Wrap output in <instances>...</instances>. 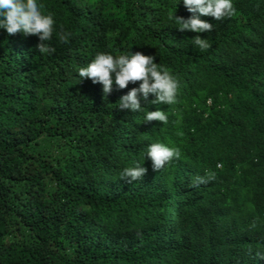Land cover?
<instances>
[{
  "label": "trees",
  "instance_id": "trees-1",
  "mask_svg": "<svg viewBox=\"0 0 264 264\" xmlns=\"http://www.w3.org/2000/svg\"><path fill=\"white\" fill-rule=\"evenodd\" d=\"M176 2L38 0L71 33H54L50 54L0 30V264H264V0L201 17L213 25L201 34L177 29L174 8L191 14ZM129 48L177 78L175 105L150 94L132 113L117 102L140 82L106 99L79 83L98 52ZM157 109L168 123H144ZM155 142L180 158L160 172L146 158L141 180L120 179Z\"/></svg>",
  "mask_w": 264,
  "mask_h": 264
},
{
  "label": "clouds",
  "instance_id": "clouds-1",
  "mask_svg": "<svg viewBox=\"0 0 264 264\" xmlns=\"http://www.w3.org/2000/svg\"><path fill=\"white\" fill-rule=\"evenodd\" d=\"M183 3L191 14L188 18L170 17L178 25L181 32L210 33L213 25L202 20L201 17H211L216 21H222L235 15L236 9L233 0H177L176 5ZM45 5L38 0H0V30H6L9 35L17 33L25 37L36 36L40 43L37 50L42 54H50L55 51L48 43L53 39L54 33L61 43H68L71 33L62 27L57 31V21L52 13L44 11ZM194 46L201 53L206 52L211 43L207 38L196 35L192 39ZM132 48V47H131ZM129 48L119 56L107 52H98L90 63L78 70L79 83L85 79L93 84L102 85V92L106 99L114 90V87L122 90L129 84L139 83V87H133L119 101L118 109L129 110L132 113L144 112L141 100L148 101L149 95L155 97L151 105L166 104L175 105L178 100L180 88L179 81L166 67L155 62V56H146L140 52L133 53ZM144 123L158 121L163 125L168 123L166 111L159 109L146 111L143 117ZM182 135V133H178ZM181 151L178 147L167 142H155L147 146L143 155V163L133 161L120 173V179L129 183L141 180L147 172L143 166L145 159L152 163L153 171L160 172L174 160H178ZM215 173H206L197 178V184L214 180Z\"/></svg>",
  "mask_w": 264,
  "mask_h": 264
}]
</instances>
